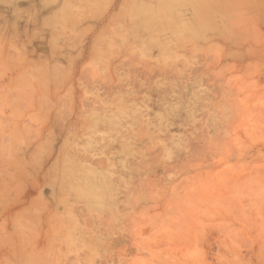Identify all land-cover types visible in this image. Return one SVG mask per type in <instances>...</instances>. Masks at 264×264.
<instances>
[{"label":"rangeland","instance_id":"374dc122","mask_svg":"<svg viewBox=\"0 0 264 264\" xmlns=\"http://www.w3.org/2000/svg\"><path fill=\"white\" fill-rule=\"evenodd\" d=\"M0 264H264V0H0Z\"/></svg>","mask_w":264,"mask_h":264}]
</instances>
